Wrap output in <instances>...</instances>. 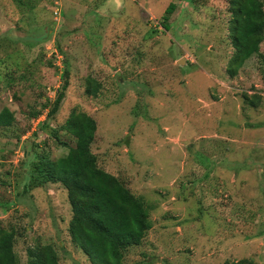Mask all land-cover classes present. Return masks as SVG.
Returning <instances> with one entry per match:
<instances>
[{
    "label": "rangeland",
    "instance_id": "rangeland-1",
    "mask_svg": "<svg viewBox=\"0 0 264 264\" xmlns=\"http://www.w3.org/2000/svg\"><path fill=\"white\" fill-rule=\"evenodd\" d=\"M228 1L0 0V112L14 116L0 127V228L15 231L18 264L36 243L90 264L66 190L23 193L29 163L75 146L72 111L96 123L97 166L147 208L123 264H264V39L230 77Z\"/></svg>",
    "mask_w": 264,
    "mask_h": 264
},
{
    "label": "trees",
    "instance_id": "trees-1",
    "mask_svg": "<svg viewBox=\"0 0 264 264\" xmlns=\"http://www.w3.org/2000/svg\"><path fill=\"white\" fill-rule=\"evenodd\" d=\"M228 5L231 13L229 39L234 52L227 74L234 77L248 58L259 54V45L264 39V0H229ZM175 8L174 3L168 5L165 21ZM163 27L168 28V24ZM259 55L264 60V55ZM90 84L95 93L97 87L93 82ZM66 89L67 81L64 80L47 117H52L59 109ZM13 122V114L4 108L0 112V127H10ZM63 129L74 138L75 146L56 160L43 157L29 163L23 193L47 183H59L66 190L71 207L68 230L72 243L90 264H123L124 251L138 246L151 228L145 203L116 177L97 166L90 150L96 131L91 117L72 111ZM14 239L13 229L0 228V264H18ZM26 255L27 264H59L56 250L49 244L36 243L27 248ZM230 264L254 262L242 259Z\"/></svg>",
    "mask_w": 264,
    "mask_h": 264
},
{
    "label": "crops",
    "instance_id": "crops-1",
    "mask_svg": "<svg viewBox=\"0 0 264 264\" xmlns=\"http://www.w3.org/2000/svg\"><path fill=\"white\" fill-rule=\"evenodd\" d=\"M260 94L264 97V93H263V92H261ZM247 105H248L249 107H251V108H259V107H257V106H256V107H253L254 105H252V104H251V105L247 104ZM259 109H260V108H259Z\"/></svg>",
    "mask_w": 264,
    "mask_h": 264
}]
</instances>
